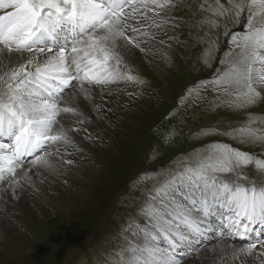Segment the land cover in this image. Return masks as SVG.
<instances>
[{
  "label": "snow or ice",
  "instance_id": "obj_1",
  "mask_svg": "<svg viewBox=\"0 0 264 264\" xmlns=\"http://www.w3.org/2000/svg\"><path fill=\"white\" fill-rule=\"evenodd\" d=\"M174 4L0 0V181L15 192L31 182L32 168L73 164L61 149L75 147L70 124L85 120L65 90L90 100L88 86L133 80L126 53L144 50L135 37L154 38L152 29L167 22L162 13ZM227 4L216 0L218 13L234 12L237 22L243 16L244 31L232 34L235 50L225 53L214 84L230 106L244 108L264 89V0ZM227 134L264 142V128L251 120ZM250 166L255 177L248 175ZM135 232L139 240L124 251L123 264H183L213 234L208 250L218 255L212 264H264V159L214 145L195 167L155 189Z\"/></svg>",
  "mask_w": 264,
  "mask_h": 264
},
{
  "label": "rangeland",
  "instance_id": "obj_2",
  "mask_svg": "<svg viewBox=\"0 0 264 264\" xmlns=\"http://www.w3.org/2000/svg\"><path fill=\"white\" fill-rule=\"evenodd\" d=\"M162 15L167 22L154 31L168 38L163 46L155 37H135L144 50L126 64L134 79L94 86L134 94L124 97L129 106H122L116 127L93 129L103 140L89 144L93 173L77 176L55 199L57 209L27 196L28 208L6 220L0 264H123L124 251L139 240L135 226L164 180L195 167L218 144L264 159V142L227 134L250 120L264 128V89L255 104L236 108L214 84L245 18L220 15L216 0H175ZM248 175H257L251 166Z\"/></svg>",
  "mask_w": 264,
  "mask_h": 264
},
{
  "label": "bare ground",
  "instance_id": "obj_3",
  "mask_svg": "<svg viewBox=\"0 0 264 264\" xmlns=\"http://www.w3.org/2000/svg\"><path fill=\"white\" fill-rule=\"evenodd\" d=\"M148 15L152 16L154 13H149ZM152 31L155 32V38L160 40L159 44L163 46L168 38L164 34H161V36L157 35L154 28ZM147 49L153 50L151 46L148 45ZM154 52L156 54L159 53L157 50ZM139 54V48L130 47V51L126 53V64L133 63L132 60L136 59ZM89 89L91 92L90 100H84L79 94L75 96L72 95L74 92L73 88H71L67 96L64 95L66 99L71 101L73 106L80 107L83 113L81 119L85 120L84 124H70V127L73 128L76 126L80 127V131L75 128V132L69 133L75 141V147L61 149L63 159H71L73 160V164L63 166L53 165L51 167L40 166L38 168H33L29 172V175L32 177L31 182H22V186L17 187L15 192L7 187L5 181L2 186L0 185V209H4L3 211L6 213L3 215H7L6 219L0 215V237L5 236V229L8 227L6 220L8 218L16 219L14 213L19 212L26 207L28 208L27 196H33L38 202L43 200L49 206L57 209L58 207L55 203V199L62 194V191L69 189L70 184L73 185L74 182L78 180L77 176H90L93 173V168L89 162L90 160L86 158L87 155L91 154L89 153V144L94 141H97L99 144V140H101L100 144L103 143V140L99 138L100 136L98 137V135H96V132L93 129H98V125H106L108 129L116 127L117 118L122 116V108L124 106H129L128 104L126 105L124 97L133 95L134 91L120 92L118 89L103 90L102 88L99 89L94 87H89ZM118 94L121 96L120 102L115 98ZM96 105H99L98 109L96 108ZM62 174L70 179L69 182L60 177ZM7 202L9 206L8 208H5ZM216 239L217 238L213 239V237H209L201 240L198 245L201 249L200 252L198 254L193 253L191 256L187 257L183 261V264H212L214 255H218V253L214 254L210 252L208 247L213 245L216 242ZM222 242L226 243L227 241Z\"/></svg>",
  "mask_w": 264,
  "mask_h": 264
}]
</instances>
